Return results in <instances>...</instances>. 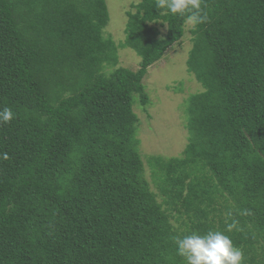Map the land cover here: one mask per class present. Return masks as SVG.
<instances>
[{"label":"trees","instance_id":"1","mask_svg":"<svg viewBox=\"0 0 264 264\" xmlns=\"http://www.w3.org/2000/svg\"><path fill=\"white\" fill-rule=\"evenodd\" d=\"M202 7L188 143L149 178L134 107L184 20L140 0L118 44L107 0H0V264H186L174 238L209 230L264 264V0Z\"/></svg>","mask_w":264,"mask_h":264},{"label":"rangeland","instance_id":"2","mask_svg":"<svg viewBox=\"0 0 264 264\" xmlns=\"http://www.w3.org/2000/svg\"><path fill=\"white\" fill-rule=\"evenodd\" d=\"M139 1L107 0L110 22L105 28L106 36L113 37L118 44L125 40L128 12ZM162 31L165 33L166 28L163 27ZM192 38L193 35L186 26L181 41L175 43L162 59L149 67L144 78L149 103L144 105L138 101L134 107L140 118L138 136L149 178L151 175L147 155L180 156L188 143L186 105L191 94L204 89L187 65L193 45ZM119 59V65L138 69L141 57L132 48L120 47Z\"/></svg>","mask_w":264,"mask_h":264},{"label":"clouds","instance_id":"3","mask_svg":"<svg viewBox=\"0 0 264 264\" xmlns=\"http://www.w3.org/2000/svg\"><path fill=\"white\" fill-rule=\"evenodd\" d=\"M156 6L165 12L181 17L188 30H195L209 17L202 7V0H156ZM9 108L0 110V122L13 119ZM5 159L7 158L5 154ZM234 225H229V231ZM177 254L186 264H243L244 253L233 245L231 238L219 231L209 230L204 235L193 232L176 236Z\"/></svg>","mask_w":264,"mask_h":264}]
</instances>
